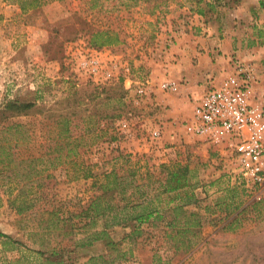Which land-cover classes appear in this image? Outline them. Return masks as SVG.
I'll list each match as a JSON object with an SVG mask.
<instances>
[{
  "label": "rangeland",
  "instance_id": "374dc122",
  "mask_svg": "<svg viewBox=\"0 0 264 264\" xmlns=\"http://www.w3.org/2000/svg\"><path fill=\"white\" fill-rule=\"evenodd\" d=\"M190 5L51 0L23 11L0 0V105L18 97L40 107L0 120V229L25 245L13 248L0 238V264L37 263L32 249L41 248V211L75 214L95 193L91 178L69 179L72 164L53 167L54 143L42 131L61 113L94 172L114 166L127 174L134 162L142 176L152 172L145 189L160 214L139 225H113L107 238L76 248L71 243L85 233L74 228L76 234L63 237L67 226H55L49 240L65 247V264H264V187L245 185L233 163L184 129L206 91L233 72L234 61L264 65V8L258 0H221L200 16ZM94 27L118 29L119 42L93 45ZM217 66L225 71L210 74ZM181 68L191 70L190 78H181ZM164 81L175 88L162 89ZM172 162L190 167V185L154 197L159 165ZM18 189L36 216L10 206L9 193ZM102 225L97 220L90 230Z\"/></svg>",
  "mask_w": 264,
  "mask_h": 264
},
{
  "label": "trees",
  "instance_id": "16d2710c",
  "mask_svg": "<svg viewBox=\"0 0 264 264\" xmlns=\"http://www.w3.org/2000/svg\"><path fill=\"white\" fill-rule=\"evenodd\" d=\"M49 1L51 0H13L23 11L37 8ZM187 1L191 4L190 10L200 16L214 12L221 2V0ZM258 4L260 8H264V0H258ZM119 34V30L112 27H94L90 31V40L95 46L112 45L119 42ZM37 110L40 111V107L35 100H22L18 97L6 99L0 105V120L9 116L34 113ZM42 136L44 139L54 143L51 159L52 162L56 161L57 164H54L53 167L58 164L62 166L72 164L71 173L68 175L69 179L91 178L95 193L87 201L86 205L81 207L75 214L73 212L69 215L59 214V209L55 207L41 211V214L43 212L46 214L44 219L46 225L42 229L43 237L39 243L41 248L32 249V252L40 257L38 262H35L36 264H65L63 253H61L65 247H62V244L52 245L49 240L51 230L55 226L59 227L58 225L60 224L67 226L63 237L76 234L77 232H71L74 228L78 229L80 233H85L83 237L71 243L73 248H76L77 246L91 245L93 241L107 238V228L113 225H124L131 221L139 225L147 222L150 218L160 217L158 209L149 206L153 196L151 197L147 189H145V187L150 185L152 178V172L148 168L145 171V176L139 174L136 162L127 165L125 168L127 174H119L114 166L109 170L94 172L92 166L83 161L80 157L81 154L76 151L77 144L80 143H76L78 138L72 134L70 118L67 114H59L56 118V125L42 131ZM82 137L80 136L81 139ZM110 139H114V136H110ZM128 160H125V162H128ZM159 169V174L162 173L156 178L159 191L154 194V197L162 193L178 192L190 185L191 169L187 164L172 162L159 165ZM30 200L24 194L23 189H18L14 195L9 193L8 197L10 206L13 207L17 214L28 212L29 215L36 216L38 209L34 210L31 208ZM138 208L139 210H136ZM73 217L77 218L76 222L72 220ZM97 220H103L102 227L90 230ZM133 233H136V229L131 231V234ZM0 238L3 239L4 244H12L13 248L25 246L18 239H13L9 234L2 232L1 229ZM98 256V258H101L100 255ZM95 258L97 257L90 256L88 260Z\"/></svg>",
  "mask_w": 264,
  "mask_h": 264
},
{
  "label": "built area",
  "instance_id": "2783aa9c",
  "mask_svg": "<svg viewBox=\"0 0 264 264\" xmlns=\"http://www.w3.org/2000/svg\"><path fill=\"white\" fill-rule=\"evenodd\" d=\"M161 88L175 85L164 81ZM184 129L233 163L245 185L264 187V65L234 61L233 72L206 91Z\"/></svg>",
  "mask_w": 264,
  "mask_h": 264
},
{
  "label": "crops",
  "instance_id": "0c3cea01",
  "mask_svg": "<svg viewBox=\"0 0 264 264\" xmlns=\"http://www.w3.org/2000/svg\"><path fill=\"white\" fill-rule=\"evenodd\" d=\"M201 57V59H205V55H203V56H200ZM182 60V59H181ZM194 68H195V71H198V70H200V68H201V66L200 65H197V66H194ZM191 70L189 69V68H181L180 70H179V72H180V74H181V78L182 77H184L185 76V78L187 77V78H190V72ZM225 70H223L222 69V67H214L212 70H211V73L210 74H216V75H218V74H222V72H224ZM207 76H211V75H207ZM191 77H192V75H191ZM195 77H197V76H195ZM195 77H194V79H195ZM204 76H201V78H203ZM206 90H207V88H205Z\"/></svg>",
  "mask_w": 264,
  "mask_h": 264
}]
</instances>
